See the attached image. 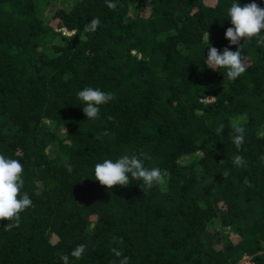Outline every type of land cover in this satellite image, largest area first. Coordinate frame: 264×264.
Masks as SVG:
<instances>
[{"label": "trees", "instance_id": "trees-1", "mask_svg": "<svg viewBox=\"0 0 264 264\" xmlns=\"http://www.w3.org/2000/svg\"><path fill=\"white\" fill-rule=\"evenodd\" d=\"M112 2L0 0V154L22 163L32 200L18 228L0 221V264H119L112 248L129 264H264V46L248 40L246 72L227 80L207 66L204 34L237 50L234 0ZM85 87L115 94L96 120ZM122 155L163 182L102 186L95 165Z\"/></svg>", "mask_w": 264, "mask_h": 264}, {"label": "clouds", "instance_id": "clouds-1", "mask_svg": "<svg viewBox=\"0 0 264 264\" xmlns=\"http://www.w3.org/2000/svg\"><path fill=\"white\" fill-rule=\"evenodd\" d=\"M107 6L115 10L116 3L112 0H106ZM229 20L232 27L226 30V39L230 41L232 45H236L237 50L232 51L226 47L221 53L216 47L210 45V34L205 32L204 39L208 41L207 47L208 55L206 59L207 66L214 70H224L225 79L235 81L247 70V56L243 54L244 44L256 38L258 45L264 46V7H261L256 0H252L251 3L241 6L238 0H234L230 8L227 11ZM100 24L99 18H94L88 25H86V31H95ZM243 41V44H241ZM78 99L83 104V112L89 120H96L99 118L100 107L106 105L115 99V94L108 91H102L100 88L85 87L77 93ZM214 99L215 97H207ZM109 120L113 117L109 116ZM224 128L221 124L217 129V133H220ZM234 129V135L232 136V142L238 150L245 140V128L237 123H232ZM108 133L105 132L104 136ZM97 139H101L98 135ZM146 155L144 153L141 154ZM150 158V157H149ZM224 162L222 161L221 164ZM234 166L242 167L246 163L244 157L241 155H235L232 158ZM24 167L18 159H13L0 154V221H10L4 230L9 231L13 228L20 226V213L32 206V200L27 192H22L24 187L23 179ZM141 180L143 186L152 188L154 184L162 183L164 180L163 172L158 167L151 169L144 166L143 160L137 156L122 155L117 160L105 159L102 163H97L94 169L95 180H97L102 186L108 189H113L119 185L127 187L130 184V177ZM229 175L228 170H224L222 176L227 178ZM143 190V188H142ZM87 246L80 244L76 246L71 256L74 258H81L86 252ZM111 251L116 257H122L119 264H129L128 257H123L122 251L117 248H112ZM61 260L64 264H69V256L61 254Z\"/></svg>", "mask_w": 264, "mask_h": 264}, {"label": "built area", "instance_id": "built-area-1", "mask_svg": "<svg viewBox=\"0 0 264 264\" xmlns=\"http://www.w3.org/2000/svg\"><path fill=\"white\" fill-rule=\"evenodd\" d=\"M64 30V32H66V30L65 29H63Z\"/></svg>", "mask_w": 264, "mask_h": 264}]
</instances>
